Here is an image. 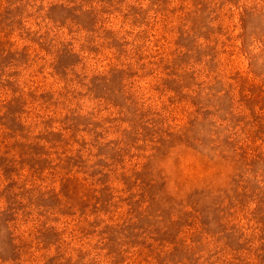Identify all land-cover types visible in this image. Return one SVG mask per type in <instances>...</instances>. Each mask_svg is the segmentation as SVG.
Here are the masks:
<instances>
[{
  "label": "rangeland",
  "instance_id": "obj_1",
  "mask_svg": "<svg viewBox=\"0 0 264 264\" xmlns=\"http://www.w3.org/2000/svg\"><path fill=\"white\" fill-rule=\"evenodd\" d=\"M0 264H264V0H0Z\"/></svg>",
  "mask_w": 264,
  "mask_h": 264
}]
</instances>
